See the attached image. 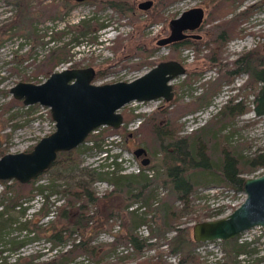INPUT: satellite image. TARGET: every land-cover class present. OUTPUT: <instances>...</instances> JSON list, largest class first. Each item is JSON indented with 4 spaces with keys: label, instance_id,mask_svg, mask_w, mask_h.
<instances>
[{
    "label": "rangeland",
    "instance_id": "obj_1",
    "mask_svg": "<svg viewBox=\"0 0 264 264\" xmlns=\"http://www.w3.org/2000/svg\"><path fill=\"white\" fill-rule=\"evenodd\" d=\"M131 1L133 2L132 8L123 14L102 0H71L67 5L60 7L62 15L58 18L35 21L34 30L40 34L39 42H37L19 26L20 16L17 14L16 5L8 0H0V148L5 151L29 150L41 136L55 129L54 120L46 105L15 103L5 108L4 104L13 96L9 88L16 82L20 80L39 82L49 75L39 71L37 62L51 47L69 40L73 33L69 25L90 16L97 22H103L104 26L95 33L80 36L78 40L70 42L68 46H70L71 58L59 62L54 69H59L63 65L69 66L73 62H76V67L92 66L97 74L94 81L101 83L120 79L128 80L160 60L177 59L186 66V73L172 79L174 95L171 100L155 98L144 101L134 100L125 104L121 108L122 114L130 112L132 116L126 120L124 117V123L121 126L125 125L128 135L125 137L122 131L110 134L105 138L102 149L84 150L79 156V167H95L100 171L109 170L112 161L110 157L115 158L118 155L121 157L120 166L126 172H134L138 166L147 173L148 171L152 173L163 171V166L159 161L161 153L158 152L157 144L147 142L146 139L148 141L151 139L147 129L139 127L154 113L158 114L163 107H173L176 101L185 103L184 110L176 119L180 124L177 133L181 136L196 134L199 128L205 125H208L206 129H215L220 121L217 117L218 111L230 98H234V101L239 99L246 101L245 104L249 108L242 113L232 115L229 119H223L225 124L218 134L226 140L225 144L235 145L246 156L257 153H262L264 156V115H256L252 109L253 93L251 86L246 84L247 72L233 74L230 80L221 79L218 88L208 91L209 95L204 100L201 97L206 89L210 88V82L217 79L220 72L233 65L232 61L235 58L251 49L264 52V0H233V10L218 17L230 18L240 12L244 14L237 26L238 34L229 37L222 45L214 43L216 47L221 46L220 63L212 62L206 56L212 44L207 32L212 24L221 20L207 18H209V13L214 15L213 6L219 0H173L159 10L156 5L158 0H152V5L147 9L137 6L138 2L143 0ZM197 5L204 8L207 20L204 18L201 26L194 30L200 36L190 38L193 41L192 45L173 51L168 45L157 44V39L169 34V20L172 17L186 8ZM157 12L161 14V18L155 17ZM188 73L192 74L187 81L186 74ZM141 145L146 148L147 156L150 158L149 164L153 166L141 167L143 165L140 159L143 155L136 157L133 152L134 148ZM79 172V170H60L52 166L39 174L35 184L50 181L62 184L65 179H74L71 177ZM261 173H264V166L259 165L251 172H244L243 175L256 176ZM107 177L108 175L103 174L102 178L94 179L91 184L99 196L97 204L89 208L90 211L96 209V218L91 226L100 224V229L90 236V242L96 245L95 249L92 253H80L64 264H108L122 257H124L125 264L141 261L147 264L156 257L158 251H163L162 258L167 264H180L179 253L170 251L167 243V238L175 232L172 229L165 231L164 234L159 233L153 236L154 244L145 245L140 250L126 242V225L130 221L128 208H123L126 200L115 195L104 196L105 191L112 188ZM202 179L206 183L199 184L192 192L189 207L183 210L181 226L192 224L194 222L192 215L198 212H211L216 206H225L223 207L225 210L220 215L226 214L244 199L245 195L242 191H236L218 182L214 175L209 174L206 177L203 176ZM4 186L5 183L0 182V209L4 207L1 195ZM156 190L162 199L168 193L169 188L159 183ZM61 197L62 192L59 191L49 197L46 202L51 210L49 216L39 211L44 200L38 193L23 203L27 206L23 215L16 208L8 210L5 216H9L13 221L6 225L1 235L0 248L3 251L0 252V259L5 258L9 263L15 260L21 262L31 260L32 263L38 264L53 258L56 252L69 247L74 238L82 235L79 231L73 232L67 238L66 243L52 248L45 228L50 220L56 221L58 226L63 224L59 216V205L63 203ZM175 203L179 206L183 205L179 200H175ZM158 214L156 212L153 220L149 221L151 225L158 223ZM25 218H30L40 225L38 229L32 231L23 228L21 222ZM141 225H146V229ZM141 225L136 231L143 237L147 231L149 232V227L144 223ZM240 235V241H250V247H253L244 252L245 259H256L262 256L258 264H264V232H260L255 226ZM18 239H23L24 242L19 247L13 248L12 240ZM113 240L117 242L110 244ZM221 245V240L218 239L201 241L195 245L194 251L201 261L209 264L222 260ZM241 263L244 262L241 261Z\"/></svg>",
    "mask_w": 264,
    "mask_h": 264
},
{
    "label": "trees",
    "instance_id": "obj_2",
    "mask_svg": "<svg viewBox=\"0 0 264 264\" xmlns=\"http://www.w3.org/2000/svg\"><path fill=\"white\" fill-rule=\"evenodd\" d=\"M8 1L14 3L17 7V14L20 16L19 26L25 29L27 35L39 42L40 34L35 32L33 26L35 21L40 22L49 18H58L62 15L60 7L67 5L71 0H61L60 2L58 0ZM102 1L123 14L133 6L131 0ZM170 1L173 0H158L156 4L157 9H162ZM233 8V0H219L213 6L214 15L212 16L209 13V18H207L209 20H212V18L215 20L221 19L212 24L210 30L207 32L208 37L212 40V44L209 46L206 56L212 62H221L220 45L229 37L239 32L237 26L240 18L244 15L242 12L230 18H218L232 11ZM157 16L161 18L159 12L156 13L155 17ZM103 26V22H97L90 16L69 25L73 30L69 40L48 50L44 57L36 64L39 71L46 72L47 74L51 73L55 65L71 58L70 46H68L70 42L78 40L80 36L95 33L96 30ZM214 43H219L220 45L216 47ZM192 44L193 41L189 37H186L177 42L169 43L168 47L170 50L175 51L180 47ZM232 63V66L220 72L217 79L210 82V88L206 89L201 97L204 100L209 95L208 91L218 88L221 79L230 80L233 74L245 71L248 73L246 84L251 86V92L253 93V98L251 99L252 109L256 115H264V52L253 49L248 50L235 58ZM75 65L76 62H73L69 66ZM191 74H186L187 81ZM245 102L241 99L234 101V98H230L218 111L219 125L215 129H206L208 125L202 126L196 134L181 136L177 133L180 124L176 119L185 108V103L180 101H176L173 107H163L158 114L154 113L152 117L142 122L139 128L145 127L151 137L149 141L146 139L147 142L157 144L158 152L161 153L159 157L160 164L163 166V171L161 172L157 171L152 174H148L144 170L123 172L121 171L122 166H120V163L116 159L112 160L113 166L109 170L100 171L95 169V167H79V156L84 150L91 148L102 149L105 138L110 134L122 131L125 137L128 135V132L125 131V125L118 128L103 125L90 132L79 145L71 149L58 151L55 160L52 162L50 167L56 166L60 170H79V173L71 177L74 179H65L62 184L55 183L54 181L35 184L39 175L26 182H21L17 179H11L8 182L9 179H0V182L5 183L1 193L4 207L0 209V238L6 225L13 221L9 216H5L9 209L16 208L23 215L27 208L23 203L30 199L32 195L38 193L44 200H42L43 202L39 211L41 210V214L43 215H48L51 210L46 202L52 194L59 191L62 192L61 198L63 201L59 205V216L63 220V224L58 226L56 221L50 220L49 225L45 228V231L47 230V238L52 243V248L66 243L67 238L73 232L79 231L82 235L76 239L74 238L69 247L56 252L53 258L41 261L38 264H64L73 260L80 253H92L96 245L90 242V236L100 229V224L91 226V223L96 218V209L90 211L89 208L91 205L95 206L99 200V196L93 190L91 184L94 179L102 178L103 174H106L108 175V182L112 184V188L106 190L104 196L115 195L124 198L126 201L123 208H127L134 201H140L141 205H145V208L141 211L127 210L130 221L126 225L125 240L129 245L131 244L135 249L140 250L145 245L154 244L149 238L159 233L164 234L165 231L172 229L175 232L171 237L167 238V243L169 244L170 251L179 253L180 264H206L200 260L194 251L195 245L201 241H195L192 238V224L181 226V218L184 208L189 207L192 192L199 184L206 183L202 179L203 176L214 175L218 182L224 183L236 191H242V183L245 178L243 173L251 172L256 166H264V156L262 153L246 156L235 145L225 144L226 140L218 134V131L225 124L223 119H229L232 115L242 113L249 108ZM15 103L23 104L22 99L11 96L4 106L6 108L10 104ZM123 114L125 120L132 116L130 112H124ZM159 118H162V120H159ZM86 141L89 143L86 144ZM4 152H6L5 149L0 148V155ZM147 166L153 165L148 163L141 167L146 168ZM159 183H163L169 188L168 193L162 199L158 196L156 190ZM175 200L181 201L183 205L179 206L175 203ZM155 210L157 214L159 213L157 215L159 221L151 225L149 221L153 220L156 213ZM222 211L223 207H219L207 213L198 212L191 217L194 221H197L210 216H219ZM143 223L149 227V235L147 237H141L136 231L137 227ZM21 225L23 228H28L32 231L38 229L40 226L30 218H25L21 222ZM29 225L32 227H29ZM23 242V239L12 240V247L17 248ZM116 242L117 240H113L110 244ZM250 243L247 240L240 241L239 235L234 238L221 240L223 258L209 264H258L262 256L246 260L244 263H241V260L238 258L239 254L253 248L250 247ZM1 251H3L2 248H0ZM162 254L163 251H158L156 257L147 262V264H167L165 259L162 258ZM124 262V257H122L116 262L108 264H125ZM143 262H135L133 264H145ZM29 263H32V261L21 262L20 260H15L9 263L5 258L0 259V264Z\"/></svg>",
    "mask_w": 264,
    "mask_h": 264
},
{
    "label": "water",
    "instance_id": "obj_3",
    "mask_svg": "<svg viewBox=\"0 0 264 264\" xmlns=\"http://www.w3.org/2000/svg\"><path fill=\"white\" fill-rule=\"evenodd\" d=\"M151 4L152 0H143L137 6L147 9ZM204 17V8L199 5L182 10L169 20V34L157 39V44L199 37L194 30L201 26ZM188 29L191 32H185ZM185 73L183 62L163 59L128 80L98 83L94 81L96 71L92 66L63 65L42 81L16 82L9 88L12 95L22 99L24 104L48 106L55 129L41 136L29 150L6 151L0 155V179L26 182L35 178L51 166L58 151L79 145L97 127H120L124 123L121 108L125 104L155 98L171 100L172 79ZM133 152L136 157L143 155L142 165L149 163L144 146L134 148ZM242 191L243 201L230 212L194 221L192 238L195 241L224 240L255 226L264 228V173L245 176Z\"/></svg>",
    "mask_w": 264,
    "mask_h": 264
},
{
    "label": "built area",
    "instance_id": "obj_4",
    "mask_svg": "<svg viewBox=\"0 0 264 264\" xmlns=\"http://www.w3.org/2000/svg\"><path fill=\"white\" fill-rule=\"evenodd\" d=\"M110 158H112L111 160H113V159H116L120 164H121V161H119V160H121V157H118V155L114 158V157H110ZM113 166V162L111 161V167ZM139 170H141L140 169V167L138 166L136 169H134V172H138ZM121 171H123V172H126V171H124L123 170V168L121 169ZM148 174H152V172L151 171H148ZM243 192V191H242ZM219 207H224L225 208V206H216V207H214V209H217V208H219ZM129 210H138V211H141V210H143L144 208H145V205H141L140 203H138V202H132V203H130L129 205H128V207H127ZM213 209V210H214ZM225 210V209H224ZM223 210V211H224ZM222 214V213H221ZM50 215V213L48 214V216ZM142 227H144L145 229H146V225H141ZM258 228H259V230H260V232H264V228H262V227H260V226H257ZM141 230V229H140ZM147 231V230H146ZM149 234H148V231H147V233H146V235H144L143 237H147ZM154 237H151V238H149L150 240H152ZM239 240H241V235L239 236ZM125 250H127V249H125ZM245 255H244V253H241V254H239L238 255V257H239V259L242 261V262H246V259H245V257H244Z\"/></svg>",
    "mask_w": 264,
    "mask_h": 264
},
{
    "label": "flooded vegetation",
    "instance_id": "obj_5",
    "mask_svg": "<svg viewBox=\"0 0 264 264\" xmlns=\"http://www.w3.org/2000/svg\"><path fill=\"white\" fill-rule=\"evenodd\" d=\"M152 5V4H151ZM185 32H191V30H185ZM189 38H199V37H191V36H189ZM182 39V38H181ZM181 39H179V40H181ZM179 40H176V41H173V42H177V41H179ZM173 42H171V43H173ZM169 44V43H168ZM168 44H166V45H168ZM132 134V133H131Z\"/></svg>",
    "mask_w": 264,
    "mask_h": 264
}]
</instances>
